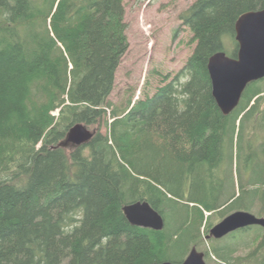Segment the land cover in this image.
<instances>
[{
	"label": "trees",
	"instance_id": "16d2710c",
	"mask_svg": "<svg viewBox=\"0 0 264 264\" xmlns=\"http://www.w3.org/2000/svg\"><path fill=\"white\" fill-rule=\"evenodd\" d=\"M124 3L0 0V264L182 263L203 240L205 213L227 216L239 200L264 215V161L250 146L264 130V88L250 84L224 116L208 72L210 57L228 53L227 40L236 57V22L264 0H198L181 15L195 44L185 67L153 97L113 109L109 123V97L130 46ZM245 122L253 134L246 160L255 164L239 196L221 203L218 186L214 200L205 190L186 200L185 179L218 175L226 143ZM102 123L109 135L63 146L72 126ZM137 201L163 216V230L129 223L123 209ZM251 229L225 237L232 242L208 256L264 264V232L252 237ZM241 247L251 252L236 257Z\"/></svg>",
	"mask_w": 264,
	"mask_h": 264
},
{
	"label": "rangeland",
	"instance_id": "374dc122",
	"mask_svg": "<svg viewBox=\"0 0 264 264\" xmlns=\"http://www.w3.org/2000/svg\"><path fill=\"white\" fill-rule=\"evenodd\" d=\"M197 1L125 0V22L128 25L126 34L130 46L117 70L115 87L109 97V101L113 105L108 110L107 119L109 123L112 122L111 111L113 109L125 112L130 106V102L131 107H133L139 100L153 97L158 89L162 87L165 77H170L171 81L185 67L194 52L195 44L193 43V33L183 24L181 15L188 11ZM226 42L228 47L227 54L232 56V49L235 47V43L232 40H227ZM260 84L264 88V79L261 80ZM262 97H264V93ZM261 111H264L263 100ZM59 114V110L53 112V116L57 118ZM253 123L251 122L250 125ZM83 125L95 135L99 132L103 135H109V129L104 123L102 125ZM244 125L243 131L236 135L233 145L232 142L226 143L223 164L218 171V175L214 177L205 176L203 181L194 178V176H188L185 179L186 200L191 196L194 197L195 194L193 192H202L203 190L208 193L207 195L211 200H214V195L212 194H217L216 190L219 188L218 186L222 189L221 196L218 199L221 203L234 195L239 196L240 182L247 181V178L251 175L249 171L254 168L255 164L254 161L248 163L246 160L248 157L246 154L249 143L248 139L253 134L249 133L252 130L249 131L247 129V122ZM253 139L250 142V146L257 150L254 153L259 154L260 159L258 160L263 162L264 154L261 155L260 152L262 153L261 146L264 143V130L258 127ZM64 147L69 149L74 148L72 144L64 145ZM238 201L236 202V206L240 209L239 211L264 218L257 204L254 206L250 205L254 208H240V202ZM230 212H228L227 216L237 211ZM205 215L206 220L201 230L203 240L194 247L199 252L205 254L207 264H221L217 258L209 257L207 252H211L213 246L229 244L232 241L228 238L215 240L207 239L206 237L209 235L211 228L227 216H223L222 210L215 211L214 213H205ZM210 226L209 232L206 233L207 228ZM251 228L248 235L251 234L250 236L252 237L264 232L258 226ZM238 232L241 231L233 234H238ZM240 249L235 254L236 257H246L251 252L250 247H241Z\"/></svg>",
	"mask_w": 264,
	"mask_h": 264
},
{
	"label": "water",
	"instance_id": "95a60500",
	"mask_svg": "<svg viewBox=\"0 0 264 264\" xmlns=\"http://www.w3.org/2000/svg\"><path fill=\"white\" fill-rule=\"evenodd\" d=\"M238 43L236 57L218 52L208 61L213 98L224 116H229L239 106L247 87L264 79V8L243 13L235 25ZM95 134L83 124L73 126L63 143L80 147L89 143ZM132 226L161 231L165 227L163 216L149 202L137 201L123 209ZM264 228V218L237 211L213 226L207 239L221 240L237 231L251 227ZM151 264H207L205 254L194 247L182 263Z\"/></svg>",
	"mask_w": 264,
	"mask_h": 264
}]
</instances>
